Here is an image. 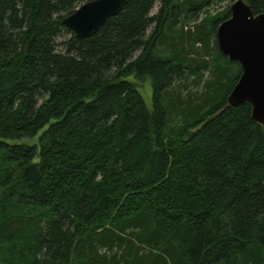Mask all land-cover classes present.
Wrapping results in <instances>:
<instances>
[{
	"label": "trees",
	"instance_id": "1",
	"mask_svg": "<svg viewBox=\"0 0 264 264\" xmlns=\"http://www.w3.org/2000/svg\"><path fill=\"white\" fill-rule=\"evenodd\" d=\"M88 1L0 0V264H264V126L228 103L230 7L129 0L79 38L63 20Z\"/></svg>",
	"mask_w": 264,
	"mask_h": 264
},
{
	"label": "water",
	"instance_id": "2",
	"mask_svg": "<svg viewBox=\"0 0 264 264\" xmlns=\"http://www.w3.org/2000/svg\"><path fill=\"white\" fill-rule=\"evenodd\" d=\"M129 0H92L82 4L63 24L79 38L96 34ZM231 16L217 29L221 52L241 64L243 73L228 96L230 106L249 102L253 120L264 126V12L255 14L246 0H236Z\"/></svg>",
	"mask_w": 264,
	"mask_h": 264
},
{
	"label": "rangeland",
	"instance_id": "3",
	"mask_svg": "<svg viewBox=\"0 0 264 264\" xmlns=\"http://www.w3.org/2000/svg\"><path fill=\"white\" fill-rule=\"evenodd\" d=\"M235 1L236 0H217L211 7L212 15H215L219 12H222V11L226 10L228 7H231V5ZM160 6H161L160 3H157L155 9L153 10V14H156L159 11ZM65 38L66 37H63V38L59 39V41L61 42ZM130 80L138 85L139 91L141 92L145 101L147 102V104L151 108L152 107V99H153V87H152L151 80L150 79L139 80L138 78H136L135 75H131ZM192 88H193L192 89L193 92H197L198 94H200V88L198 86H193ZM38 139H39V136H37L35 138H27V139H22V140H17V141L8 140V143H10V144L26 143L29 145H34V144L38 143V141H39Z\"/></svg>",
	"mask_w": 264,
	"mask_h": 264
},
{
	"label": "bare ground",
	"instance_id": "4",
	"mask_svg": "<svg viewBox=\"0 0 264 264\" xmlns=\"http://www.w3.org/2000/svg\"><path fill=\"white\" fill-rule=\"evenodd\" d=\"M256 14V13H255Z\"/></svg>",
	"mask_w": 264,
	"mask_h": 264
}]
</instances>
